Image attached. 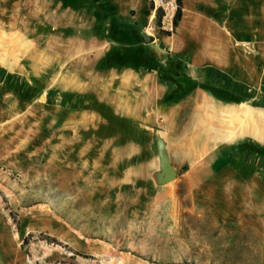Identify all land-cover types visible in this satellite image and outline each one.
<instances>
[{
  "label": "rangeland",
  "instance_id": "1",
  "mask_svg": "<svg viewBox=\"0 0 264 264\" xmlns=\"http://www.w3.org/2000/svg\"><path fill=\"white\" fill-rule=\"evenodd\" d=\"M107 1L122 24L133 22L131 7H141V0H0V167L12 174L0 204L16 227L34 231L21 243L22 260L29 263L32 252L50 259L36 264L114 261L106 252L74 251L71 232L143 264H264V172L257 176L248 156L235 167L224 146L222 157L207 144L187 158L181 113L176 128L163 126V113L175 109L164 95L100 78L122 70L105 66L109 45L94 35L95 26L107 23ZM185 1L215 32L229 30L235 0H182L181 18ZM176 8V0H148L144 13L142 48L162 64V33L176 34ZM186 44L193 48L192 39ZM158 82L162 94L166 85ZM155 100L161 101L146 111ZM141 110L162 126L135 131L124 122ZM206 131L213 140L210 125ZM159 142L176 171L163 184L157 181ZM54 222L61 224L55 239L40 233H50Z\"/></svg>",
  "mask_w": 264,
  "mask_h": 264
},
{
  "label": "crops",
  "instance_id": "2",
  "mask_svg": "<svg viewBox=\"0 0 264 264\" xmlns=\"http://www.w3.org/2000/svg\"><path fill=\"white\" fill-rule=\"evenodd\" d=\"M234 7L235 15H233L234 19L232 18L229 22V30L219 26L220 30L216 31L221 44L217 65L199 63L197 60L191 61L186 53L173 54L167 49V53L171 55L185 57L186 75L195 82V87L191 88L179 100L169 102L168 108L174 105L175 109L172 113L169 111L163 113V126L170 125L172 128H176L179 124V121H176V116L181 113L182 148L187 158L195 157V153L204 150L207 144L211 145L209 147L215 152L217 158L222 157L221 150L224 146L225 150H227L226 148L230 149L229 153L232 156L227 157L235 163V167L241 156H248L252 162H256L255 173L260 176L259 174L264 172V155L241 152L236 146L239 143H248L264 147V116H261L264 115V0L260 2L235 0ZM130 9L135 12L133 22L143 25L146 17L144 13L148 10V0L146 8L145 1L141 0L139 10L133 7ZM195 14L200 20L201 14L198 12ZM120 15L125 17L123 14ZM107 43L109 49L106 54L111 49V43L109 41ZM135 71L142 76L154 75L156 81H159L157 75L152 71ZM125 83L139 85L137 81ZM169 88L170 86L166 85V89L161 94L164 95L161 100L165 101ZM160 101H150L145 110L153 109L155 104ZM247 107L254 112H252V118L242 119L240 111ZM142 111L134 118L123 117L124 122L133 125L135 131L139 128H146L150 131L157 126H162V122H159L158 118H154L152 114L144 115L141 113ZM240 124L241 127L238 128ZM207 125H210L211 132L208 136L213 138L211 141L206 139ZM151 133L149 132V134ZM232 147H235L233 152ZM183 165L188 168L189 172L194 167L190 162ZM8 191L7 185L0 182V194L6 196ZM60 230L61 224L54 222L52 229L48 230L50 233L44 231L40 233L55 239L57 231ZM32 232L34 231L30 227L18 228L10 222L7 219V212L0 204V264H36L37 261L38 263L42 261L49 263L48 256L41 259L40 255H35L32 252L26 255L29 263L22 260L21 243ZM68 236L74 240L75 244L71 247L76 252H106L109 256L114 257V261L110 264H143L121 255L122 253L118 251L115 252L113 248L97 244L90 245L79 240L74 233L68 232ZM49 250L56 253L54 249Z\"/></svg>",
  "mask_w": 264,
  "mask_h": 264
},
{
  "label": "trees",
  "instance_id": "3",
  "mask_svg": "<svg viewBox=\"0 0 264 264\" xmlns=\"http://www.w3.org/2000/svg\"><path fill=\"white\" fill-rule=\"evenodd\" d=\"M85 0H79V5L84 4ZM182 0H176L177 8L174 13L172 23L176 27L181 19ZM107 23L95 26L94 35L99 39L107 40L111 43V49L105 57V66L111 67H130L134 70H145L154 72L162 84L169 85L170 88L165 97L167 103L179 100L184 94L195 87V82L186 75L187 69L182 55H171L167 53L165 63L162 64L155 55L147 54L142 45L144 44L145 34L143 26L135 22L121 23L117 14L112 12L113 4L107 1L106 6ZM95 9H98L94 5ZM152 9V6H150ZM160 9H157V12ZM157 25L160 27L162 14L156 15ZM165 36L171 33L163 32ZM142 61L144 63H137ZM236 148L241 152H251L264 155V147L253 144L239 143Z\"/></svg>",
  "mask_w": 264,
  "mask_h": 264
},
{
  "label": "bare ground",
  "instance_id": "4",
  "mask_svg": "<svg viewBox=\"0 0 264 264\" xmlns=\"http://www.w3.org/2000/svg\"><path fill=\"white\" fill-rule=\"evenodd\" d=\"M172 9H173V7L169 3L167 5L168 15H167L166 22H168V20H169L168 17H170ZM147 28H148V30H147L148 35L150 37H152V35L155 34V29L153 28V25H152V13L148 17ZM187 39L188 40L192 39V42H193L192 47L193 48L190 49L189 47L188 48L186 47L187 46V44H186ZM160 44L164 48H166L170 52H172L173 54H179V53H182L183 51H186L187 55L190 57V59H192L193 61L197 60L199 63H208L211 65H217L219 63V58H220L219 57L220 56L219 48H220L221 44H220L217 32H215V30H213L209 26V24L202 23L197 18V16L191 10H189L187 1H185V7L183 9V16H182L180 22L178 23V26L176 27V34L173 35V37H165L163 40H161ZM123 68L124 67H122L121 71L113 69L110 72L105 73L100 78L103 80L120 79L121 81L127 82V83L130 81H137L139 83V85L142 86V88L148 90L154 97H160L161 96L162 88L156 84L154 75L150 74V75L142 76V75H139V73L133 69H130V68L123 69ZM119 69H120V67H119ZM100 94L102 95V98H105V96L103 95V92H102V87L100 89ZM111 106H113V105H111ZM240 112H241L240 115H241L242 119H251L252 118V112L253 111H251L250 108L247 107V108L241 110ZM261 116H264V115H261ZM259 117H260V115H259ZM259 117H258V119H260ZM260 127H261V125H260ZM246 131H248V130H246ZM236 133H237V131H236ZM161 155H163V153Z\"/></svg>",
  "mask_w": 264,
  "mask_h": 264
},
{
  "label": "water",
  "instance_id": "5",
  "mask_svg": "<svg viewBox=\"0 0 264 264\" xmlns=\"http://www.w3.org/2000/svg\"><path fill=\"white\" fill-rule=\"evenodd\" d=\"M158 150L160 155L159 168L160 172L158 174L157 181L160 184L172 181L176 177V171L170 164L168 158L162 154L163 143H158Z\"/></svg>",
  "mask_w": 264,
  "mask_h": 264
},
{
  "label": "built area",
  "instance_id": "6",
  "mask_svg": "<svg viewBox=\"0 0 264 264\" xmlns=\"http://www.w3.org/2000/svg\"><path fill=\"white\" fill-rule=\"evenodd\" d=\"M12 177V174L3 167H0V182H4L5 179Z\"/></svg>",
  "mask_w": 264,
  "mask_h": 264
}]
</instances>
